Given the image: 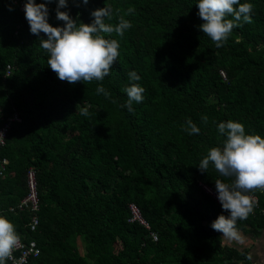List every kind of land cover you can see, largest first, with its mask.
Returning <instances> with one entry per match:
<instances>
[{"label":"trees","instance_id":"16d2710c","mask_svg":"<svg viewBox=\"0 0 264 264\" xmlns=\"http://www.w3.org/2000/svg\"><path fill=\"white\" fill-rule=\"evenodd\" d=\"M245 2L252 22L241 21L217 48L199 28L196 0H68L60 10L78 24H90L91 13L106 6V24L115 27L121 17L131 23L122 36L105 34L119 42L109 75L70 84L48 67L22 4L0 0V127L14 113L23 119L2 150L10 165L1 179L0 215L19 238L37 244L40 256L28 264H253L251 250L223 246L222 233L211 228L228 213L202 184L215 190L217 179L234 178L211 164L207 172L198 169L210 148L223 145L220 122L238 121L264 137V0ZM48 7L49 23L63 26L56 0ZM130 71L144 88L132 111L123 91ZM98 86L109 95L98 94ZM189 119L198 134L186 131ZM31 168L40 207L36 233L29 228L33 215L18 211ZM249 196L258 205L236 229L240 239L257 240L264 233V188ZM130 205L141 210L157 242L129 224Z\"/></svg>","mask_w":264,"mask_h":264},{"label":"clouds","instance_id":"9594fccd","mask_svg":"<svg viewBox=\"0 0 264 264\" xmlns=\"http://www.w3.org/2000/svg\"><path fill=\"white\" fill-rule=\"evenodd\" d=\"M53 2L54 0H43L41 3H37L36 0H25L24 4L25 19L29 24L30 33L39 38L40 47L47 53L48 67L56 73L59 80L70 84L102 81L109 75L110 68L119 56V42L106 38L105 34L115 32L122 36L131 28L130 21L121 17L115 27L106 24L105 20L111 15V9L106 6L91 13L93 19L90 24H78L68 12L60 10L67 7L68 0H56V19L63 21L64 25L54 27L49 23L48 7ZM83 3L87 4L88 0H83ZM195 4L199 10L198 16L203 21L199 28L217 48L223 47L233 28L241 26V21L252 22V5L249 2L196 0ZM129 11L131 12V9ZM229 16L232 19H228ZM41 33L46 38L42 37ZM127 76L130 86L123 90L127 94L125 106L132 111L133 102L137 104L142 102L144 88L134 83L141 79L136 71L128 72ZM96 91L106 97L109 95L102 86H98ZM80 114L87 116V109L82 110ZM217 128L219 134L225 137L223 145L210 148L206 156L200 160L198 169L202 173L207 172L211 164L220 176L234 178L230 183H224L219 179L215 181L217 199L221 205L212 197L228 215H219L211 223V228L222 233L223 246H226L225 241L228 246L234 244L229 243L228 239L240 240L236 229L237 221L245 220L253 205H258L257 197H252L257 199V204L252 205L249 193L254 189L264 188V137L247 133L242 123L233 120L220 122ZM186 131L189 135H194L198 134L200 129L189 119ZM129 224L132 223L129 221ZM149 227L150 231H147L151 235L153 232L150 225ZM18 240L14 224L6 216L0 215V264H7Z\"/></svg>","mask_w":264,"mask_h":264},{"label":"built area","instance_id":"2783aa9c","mask_svg":"<svg viewBox=\"0 0 264 264\" xmlns=\"http://www.w3.org/2000/svg\"><path fill=\"white\" fill-rule=\"evenodd\" d=\"M16 3L22 4V8L24 11V3L21 0H15ZM13 73V69L10 67L8 71V77H10ZM21 123L23 119L20 117L18 113H15L13 117H9L5 125L0 127V184L1 179L6 176L8 171L10 160L8 158H2V150L5 149L8 145V136L12 129L14 123ZM204 191L213 197L216 202L220 204L217 199L216 191L207 186L202 184ZM28 188L29 193L27 198L23 200V203L19 207L18 211L21 212H30L33 215L31 223H30V230L32 233H36L39 228V216L40 207H39V197H38V190H37V179H36V171L31 168L28 172ZM252 204H257V199L250 197ZM14 214L17 212L16 209L12 211ZM130 213H131V221L132 224H139L140 226L144 227L146 230L150 231V227L148 223L143 219L141 212L138 207L135 205L130 206ZM151 237L156 242L157 237L154 233H151ZM40 256V250L35 242H30L27 244L22 238H19L17 246L13 249L11 258L8 259L7 263L9 264H28L30 258H38Z\"/></svg>","mask_w":264,"mask_h":264},{"label":"rangeland","instance_id":"374dc122","mask_svg":"<svg viewBox=\"0 0 264 264\" xmlns=\"http://www.w3.org/2000/svg\"><path fill=\"white\" fill-rule=\"evenodd\" d=\"M240 238L241 234L238 233ZM229 243H234L232 245H235L237 247V244L241 245L242 248H248L250 246H253V259L257 264H264V233L260 240H254L252 241L250 238H246L244 240L240 239L237 242L231 241V239H228ZM224 245H227V241L224 242ZM80 249L81 253L84 254L83 245L80 243ZM83 251V252H82Z\"/></svg>","mask_w":264,"mask_h":264},{"label":"crops","instance_id":"0c3cea01","mask_svg":"<svg viewBox=\"0 0 264 264\" xmlns=\"http://www.w3.org/2000/svg\"><path fill=\"white\" fill-rule=\"evenodd\" d=\"M262 236H263V234H262ZM262 236H261V237H262ZM261 237H260L259 239H257V240H260ZM231 241H233V242H237V240H233V239H232ZM85 249H86L85 246H83V250H84V252H85ZM246 249L251 250V252H250V257H251V259H250V260L252 261V263H253V264H257V263L254 261V259H253V254H252L253 246H250V247H248V248H246ZM82 252H83V251H82ZM80 253H81V249H80ZM85 255H86V252H85L84 254L81 253V256H85Z\"/></svg>","mask_w":264,"mask_h":264}]
</instances>
